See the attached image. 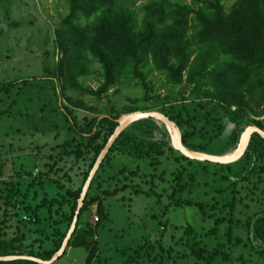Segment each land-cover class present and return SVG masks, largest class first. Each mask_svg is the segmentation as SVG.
<instances>
[{
    "label": "trees",
    "instance_id": "obj_1",
    "mask_svg": "<svg viewBox=\"0 0 264 264\" xmlns=\"http://www.w3.org/2000/svg\"><path fill=\"white\" fill-rule=\"evenodd\" d=\"M65 2L67 10L60 16L54 29L55 46L61 57L48 68V74L32 79L54 82L62 114L70 131L80 138L67 154H75L77 159L82 158L83 161L91 158V161L82 173L78 188H68L60 199H43L33 209L46 207L52 215L55 205H58L56 213L59 209L67 208L62 213L63 219L56 222L60 225L65 223L66 229L57 231L52 247L36 250L34 247L38 239L27 245L26 235H19L15 231L14 237H8L1 229L0 257L17 258L0 260V264H42L22 257L47 261L60 251L82 188L100 152L117 128L118 119L123 114L150 111L153 100H157V103L160 100L159 96L151 95L156 89L150 78L151 72L159 76L162 80L159 87L166 90L160 104L185 100L188 94L206 103L201 106L202 109L208 104L215 105L216 109L222 111V117L233 126L231 140L235 142L240 141L241 135L250 126L264 131V119H260L264 116V0H235L229 10L221 0H150L142 5L140 16L125 6L124 0ZM94 62L101 77L97 88L84 85L81 81L94 72L91 68ZM30 80L23 78L1 82L0 91L7 94L15 88L21 91ZM131 83L142 90L141 97L132 99V105L116 107L113 93L109 91L115 89L113 92H116L120 85ZM75 109L89 112L92 117H84L80 123L74 114ZM169 119L180 133L186 131V128H182L184 121L180 114ZM123 134L122 131L117 137L95 174L76 227L68 240L67 247L83 248L87 252L83 264L98 262L96 234L108 216L101 198L92 195V188ZM187 138L186 133L181 137L186 147L195 152L202 151L201 147L189 143ZM62 146L67 148L71 142ZM165 147L174 151L163 141L150 145V149L156 151V161L151 163L152 166L162 163ZM149 156L148 151L139 154L141 158ZM181 160L189 165L199 162L185 155ZM201 162L208 164L202 167V173L208 175L213 170L214 175H221L228 183L222 185L210 199L196 202L191 198L196 183L195 173H187L189 167L182 166L173 180L175 185L168 195L169 205L165 206L164 218L171 208H194L200 213L202 222L209 224V228L198 233L191 221L187 220L182 231H176V226L165 221L164 231L170 229L177 234L172 233L166 243L164 231L161 233L162 238L158 241L161 250L159 260L151 253L156 248L151 247V251L144 248L136 255L129 256L128 264H234L232 252L241 244L244 247L250 245L257 259L248 261L241 255L236 259L240 264H264V137L253 133L246 151L235 162ZM137 175V172L130 171V176ZM154 176L151 175L149 179L152 183ZM2 185L0 208L19 209L17 197L20 191L17 186L11 182ZM133 187L135 193L142 192L140 186L125 184L120 189L116 186L113 190H104L102 194L113 197ZM227 191H230L229 198L225 196ZM153 193L151 189L146 194L150 196ZM253 203L255 207L250 215L248 213ZM94 204H97L101 215L99 223L95 228L81 226L80 219ZM238 204H242V209L235 215ZM25 209L29 211L31 207ZM224 224L226 230L220 233V227ZM235 229H240L239 235H235Z\"/></svg>",
    "mask_w": 264,
    "mask_h": 264
},
{
    "label": "rangeland",
    "instance_id": "obj_2",
    "mask_svg": "<svg viewBox=\"0 0 264 264\" xmlns=\"http://www.w3.org/2000/svg\"><path fill=\"white\" fill-rule=\"evenodd\" d=\"M148 1L124 0L123 4L140 16L142 5ZM221 1L229 10L235 0ZM66 10L65 0H0V83L31 78L21 91L19 88L8 94L0 91V188H3L2 183L11 182L20 191L17 197L19 209L0 208V231L4 229L8 237H14L15 231L19 235H26L27 245L38 239L34 247L36 250L40 247L51 248L57 231L66 229L65 223H58L67 208L59 209L56 213L58 205H55L52 215L46 207L33 209L43 199H60L68 188H78L82 173L91 161V158L83 161L82 158L77 159L75 154H67L80 138L70 131L62 114L54 82L32 79L48 74V68L61 57L56 50L54 29ZM91 68L94 72L81 81L84 85L97 88L101 81L97 63H92ZM150 78L156 88L151 95L160 97L158 103L153 100L150 111H160L169 117L180 114L184 121L182 128H186L180 133V138L186 133L189 143L201 147L202 151L197 153L227 157L239 149L243 134L239 142L231 140L233 126L222 117V111L216 109L215 105L208 104L202 109L201 106L206 103L188 94L185 100L162 105L161 98L166 94V90L159 87L162 80L155 72H151ZM114 90L109 93H113L112 98L118 108L132 105V99L142 95V90L134 83L120 85L116 92ZM74 114L80 123L84 117H92L91 113L79 109H75ZM260 119H264V116ZM123 133L92 188V195L101 198L108 216L96 234L99 244L96 264H128L129 256L136 255L144 248L151 251V247L156 248L151 253L159 260L161 250L158 241L162 238L165 221L176 226V231H182L187 220L191 221L198 233L209 228V224L202 222L200 213L194 208H171L164 218L165 206L169 205L168 195L175 185L173 180L182 166L189 167L187 173H195L196 183L191 198L196 202L210 199L222 185L228 183L221 175H214L213 170L208 175L202 173V167L208 165L202 160L192 165L181 160L183 154L175 148L176 137L170 126L160 118L132 119ZM155 141H163L174 148V151L164 148L162 163L156 167L151 165L156 161V151L150 149ZM67 142H71V146L63 147ZM146 151L149 157H139ZM130 171L138 175L132 177ZM151 175H155L153 183L149 181ZM125 184L140 186L143 193H135L133 187L113 197H104L102 194L104 190H113L116 186L120 189ZM151 189L155 194L149 196L146 193ZM225 196L229 198L230 191ZM252 205L248 213L250 215L255 207L254 203ZM29 206L31 210L27 211L25 208ZM241 209L242 204H238L235 215ZM100 218L97 204H94L83 214L80 225L95 228ZM226 227V224L222 225L220 233ZM172 233L177 234L170 229L164 231L166 243ZM239 233L240 229H235V235ZM86 255L83 248L67 247L65 253L52 264H83ZM232 255L234 264H240L236 259L241 255L248 261L257 259L250 245L244 247V244L237 246Z\"/></svg>",
    "mask_w": 264,
    "mask_h": 264
},
{
    "label": "water",
    "instance_id": "obj_3",
    "mask_svg": "<svg viewBox=\"0 0 264 264\" xmlns=\"http://www.w3.org/2000/svg\"><path fill=\"white\" fill-rule=\"evenodd\" d=\"M142 117H147V118L157 117V118L162 119L165 123H167L170 126V128L172 129V131L176 137L175 148L177 150H179L183 155L189 157L190 159L199 160V161L207 160V161H211V162H215V163H221V164H228V163L235 162L246 151L250 136L253 133H258L259 135L264 137V131L262 129H260L257 126H250L244 131L243 142L241 143L239 149L233 155H230L227 157L213 156V155L206 154V153L193 152V151H190V150L186 149L185 147H183V145L181 143L179 129L176 127L174 122L169 119V117H167L165 114H163L159 111H136V112H132V113H128V114H123L118 119L117 128L115 129L112 136L109 138V140H108L107 144L105 145V147L103 148V150L100 152V154H99L96 162L94 163V166L91 169L89 176H88V178H87V180H86V182L82 188V192H81L80 198L78 199V205H77V209H76L73 221H72L70 229H69V231H68V233H67V235L63 241V244L60 248V251L57 252L51 259H49L47 261H44V260L36 258V257L23 256L22 258H29V259H32L36 262L42 263V264H52L55 260H57L65 252V250L68 246V240L70 239V237H71V235H72V233L76 227V224L78 222L79 215H80L82 206L84 204V200H85L86 194L88 192V189H89L91 182H92L95 174L97 173L101 163L103 162L105 156L107 155L109 149L111 148V146L113 145V143L115 142L117 137L124 130L125 126L132 119H137V118H142ZM16 258L17 257H15V256H6V257H0V260H12V259H16Z\"/></svg>",
    "mask_w": 264,
    "mask_h": 264
}]
</instances>
